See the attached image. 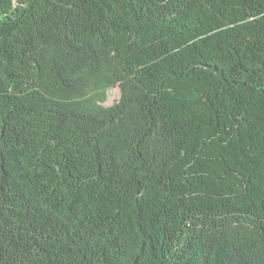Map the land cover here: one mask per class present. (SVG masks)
Listing matches in <instances>:
<instances>
[{
    "label": "trees",
    "instance_id": "trees-1",
    "mask_svg": "<svg viewBox=\"0 0 264 264\" xmlns=\"http://www.w3.org/2000/svg\"><path fill=\"white\" fill-rule=\"evenodd\" d=\"M0 264H264V0H0Z\"/></svg>",
    "mask_w": 264,
    "mask_h": 264
},
{
    "label": "rangeland",
    "instance_id": "rangeland-1",
    "mask_svg": "<svg viewBox=\"0 0 264 264\" xmlns=\"http://www.w3.org/2000/svg\"><path fill=\"white\" fill-rule=\"evenodd\" d=\"M120 97V91L118 87L110 88L106 91V99L101 102L104 106H109L115 103Z\"/></svg>",
    "mask_w": 264,
    "mask_h": 264
}]
</instances>
